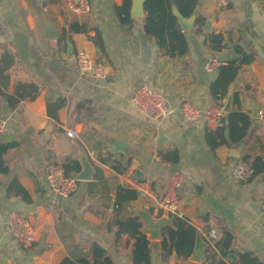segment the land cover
Here are the masks:
<instances>
[{
  "label": "crops",
  "instance_id": "obj_1",
  "mask_svg": "<svg viewBox=\"0 0 264 264\" xmlns=\"http://www.w3.org/2000/svg\"><path fill=\"white\" fill-rule=\"evenodd\" d=\"M196 1L195 14L209 29L180 30L188 52L171 58L144 35L142 17L120 23L116 8L122 0H88L86 14L71 12L64 0H0V92L17 98L26 86L38 89L35 99L25 98L14 108L0 96V117L6 123L0 142L17 144L4 156L7 174L0 175V264H59L65 258L90 262L92 244L112 264H134L139 255L134 240L116 226L131 218L138 220L147 241L148 264H264V173L242 183L231 178L234 163L244 156L264 160V0H230L223 10L209 0ZM43 21L55 38L45 37ZM70 24L86 30L69 33ZM206 32L223 36L220 51L204 42ZM235 46L253 57L227 91L238 96L235 110L250 118L242 145L228 143L212 151L201 121H184L178 109L154 120L131 105L133 89L146 86L174 108L187 100L206 110L217 102L209 90L217 70L207 72L204 64L213 58L223 63L237 59ZM77 50L106 66L103 80L79 74ZM60 99L64 105L55 121L46 105ZM254 107L257 118L251 117ZM68 130L77 136L67 137ZM117 144L126 150H118ZM231 148L239 158L231 157ZM80 150L94 168L92 180L78 181L70 198H59L47 188L45 168L74 164L80 171ZM161 155L171 160H161ZM114 162L125 170L116 173ZM173 171L183 176L180 219L196 231L188 257L177 256L168 241L163 247L162 233L173 217L157 202ZM13 178L30 203L7 193ZM120 189L134 190L135 199L119 203ZM10 212L28 215L35 233L32 245L23 247L11 239L5 223ZM150 221L165 222L158 239H152ZM212 226L220 231L217 252L205 239ZM225 233L232 236L227 252L222 248Z\"/></svg>",
  "mask_w": 264,
  "mask_h": 264
},
{
  "label": "trees",
  "instance_id": "obj_2",
  "mask_svg": "<svg viewBox=\"0 0 264 264\" xmlns=\"http://www.w3.org/2000/svg\"><path fill=\"white\" fill-rule=\"evenodd\" d=\"M174 5L177 11L183 17H190L196 11V0H146L144 3V16L142 19L143 33L147 37L154 39L155 44L159 51L171 58H180L187 54L188 45L184 34L180 31L177 21L172 14L171 6ZM130 6L131 0H122L120 7L116 8V14L121 24H131L130 19ZM205 19L201 16H197L194 22L196 32L203 31L205 26ZM85 28L76 24H70L67 27V32H85ZM223 36L219 33L206 32L204 42L208 44L211 50L220 51L223 47ZM99 50H102V43L96 40ZM235 51L239 57L235 60L228 61L217 68V76L214 82L210 85V94L216 100H224L229 86L234 82L237 77L238 71L242 65L248 64L252 61L251 55L245 54L240 47L235 46ZM26 90H29L26 92ZM38 94V89L29 85L21 89V92L17 91L15 97L3 94L0 92V96L7 102L10 108H14L18 103L27 98L33 100ZM64 105L62 99L53 103H47L46 112L49 118L57 121V111ZM239 106L238 96L234 94L232 96V110L229 112L227 120L224 119V127L217 132H207L205 141L210 150H215L221 145H227L228 143L237 144L241 142L247 135V131L251 125L248 115L235 110ZM17 146L14 142L1 143L0 142V175L7 174V167L4 161V156L10 150ZM173 155V154H171ZM161 160H171L168 155H161ZM244 162L250 164L253 175L252 178L264 173V160L260 157H247L241 158ZM101 163L107 164L106 160H100ZM63 166L64 172L67 176L73 172L79 171V167ZM112 169L116 173H122L125 168L115 162L112 164ZM7 193H12L15 196L20 197L24 203H30V199L26 191L19 186L16 179H12L7 186ZM120 195L118 202L133 200L136 197V192L130 189H120ZM116 226L120 233L126 232L134 240V245L138 250V261L134 264L143 262L148 264L147 256V241L144 235L140 232V224L136 218H131L126 222H116ZM195 229L190 226L186 221L180 218H172L171 225L167 226L163 230V247H166V241H168L170 248H172L177 256L188 257L194 246L195 241ZM92 251V260L90 262L86 260L72 261L69 258L61 260L59 264H112L109 257L102 248L96 244L90 246ZM249 264H256L254 261H249Z\"/></svg>",
  "mask_w": 264,
  "mask_h": 264
},
{
  "label": "built area",
  "instance_id": "obj_3",
  "mask_svg": "<svg viewBox=\"0 0 264 264\" xmlns=\"http://www.w3.org/2000/svg\"><path fill=\"white\" fill-rule=\"evenodd\" d=\"M68 9L75 14H86L90 11L88 0H64ZM216 10L227 8L230 0H209ZM76 68L81 76H88L92 79L103 80L107 75L106 66L95 62L83 50L75 52ZM216 59H210L204 64L207 72L217 70L223 65ZM131 105L142 115L160 120L172 114L175 109L181 114L184 121L194 123L201 121L206 132H217L224 127L223 100L217 102L204 111H200L191 102L181 101L177 108L169 105L167 100L160 94L153 92L146 86H138L133 89L130 98ZM5 121L0 117V135L5 129ZM66 136L75 138L73 131H66ZM253 170L247 162L237 160L231 170V178L238 183L247 182L252 178ZM45 180L48 190L55 196L67 199L70 198L76 189L78 181L73 176H67L62 166L50 163L45 168ZM183 176L178 171L170 172L166 186L158 199L157 205L160 209L168 212L173 218H182L179 212ZM260 216L264 219V200L260 207ZM6 228L11 239L18 245L26 247L35 242V233L28 215L24 212H10L6 216ZM211 250H219L220 231L212 226L205 237ZM164 264H172L166 262Z\"/></svg>",
  "mask_w": 264,
  "mask_h": 264
},
{
  "label": "water",
  "instance_id": "obj_4",
  "mask_svg": "<svg viewBox=\"0 0 264 264\" xmlns=\"http://www.w3.org/2000/svg\"><path fill=\"white\" fill-rule=\"evenodd\" d=\"M145 1L146 0H131L130 13H129V16L131 19H138V18L143 17ZM171 11L181 31H189L194 27V22L197 17L195 13H193L190 17H187V18L183 17L177 11L174 5L171 6ZM42 27H43L46 38H55L57 36L54 29L46 21H43ZM204 29L205 30L209 29V23L205 24ZM231 109H232V96H231V92H228L225 104L223 106L225 122L227 120L228 114L231 111ZM257 109H258L257 107L256 108L254 107L252 115H251L252 118H257V113H258ZM243 140L240 142V145H242ZM117 146L119 147L118 150H123V151L126 150V146L123 144H117ZM231 157L239 158V155L235 152L234 148H231ZM77 160L80 166V171L77 174H75L73 177L77 181H91L93 174H94V168L91 165V161L89 160L88 156L85 154L84 150H80V154ZM164 212L166 215H168V212L166 211ZM163 224H165V222L162 223V222H151L150 221L149 227L152 229V232H153L152 239H158L159 229H160V226ZM231 241H232V236L229 233H225L224 239L222 241V248L225 252L228 251L231 245ZM198 250H199V245L196 247L194 251V254H193L194 259H195V256L197 257Z\"/></svg>",
  "mask_w": 264,
  "mask_h": 264
}]
</instances>
